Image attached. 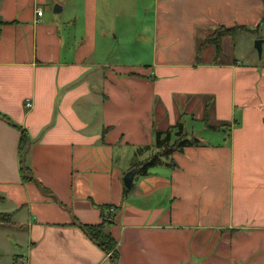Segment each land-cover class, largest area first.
Wrapping results in <instances>:
<instances>
[{"label": "crops", "instance_id": "0c3cea01", "mask_svg": "<svg viewBox=\"0 0 264 264\" xmlns=\"http://www.w3.org/2000/svg\"><path fill=\"white\" fill-rule=\"evenodd\" d=\"M219 25L264 31L263 2L0 0L11 264H264V35L258 59L223 60L229 36L218 56L211 44L198 51ZM206 105L209 123L228 126L139 175L154 132L203 121ZM100 205L117 262L81 228L101 221Z\"/></svg>", "mask_w": 264, "mask_h": 264}, {"label": "trees", "instance_id": "16d2710c", "mask_svg": "<svg viewBox=\"0 0 264 264\" xmlns=\"http://www.w3.org/2000/svg\"><path fill=\"white\" fill-rule=\"evenodd\" d=\"M237 29L246 30L249 32H255L257 28H250L243 25H232V26H224L219 25L216 26L212 32L208 33L203 40L198 45V51H201L206 45L211 44L215 48V54L218 56L222 50V38L229 36L234 37L237 33ZM207 109V105H206ZM204 111L203 121L206 126L210 129H217L220 126L227 125L226 123L222 124H211L208 120L207 110ZM4 119L8 120V118L1 114ZM9 121V120H8ZM28 141V135L25 130H21L20 133V149L23 152ZM203 145V142L195 136H188L186 131L184 130L183 123L181 121H177L174 125L170 126L168 129L156 130L154 132V152L148 157H146L143 161L138 163L137 173L139 175H147L149 170L157 165L170 163L169 158L171 157L174 151H180L184 147L187 146H198ZM26 172L28 171V167L25 166ZM25 172V171H24ZM101 209V221L96 224H81V228L84 232L94 240L106 253L109 254L110 259L117 262L118 259V250L116 248V242L110 233L105 231V225L111 223L113 221V215L110 212V206L108 205H100Z\"/></svg>", "mask_w": 264, "mask_h": 264}, {"label": "rangeland", "instance_id": "374dc122", "mask_svg": "<svg viewBox=\"0 0 264 264\" xmlns=\"http://www.w3.org/2000/svg\"><path fill=\"white\" fill-rule=\"evenodd\" d=\"M237 33L235 36L232 38L230 37L229 39H226L223 42V60H227L231 58L232 56H235L241 60L247 59L248 56H252L256 59H258V51L255 48V40L258 38L259 34L260 36L264 35L263 30H257L255 32H249L246 30H240L237 29ZM213 29L210 31L212 32ZM208 32V33H210ZM207 33V34H208ZM228 37V36H226ZM223 39V38H222ZM222 43V42H221ZM196 104V103H195ZM191 106V110L195 114H199L201 112L196 108V105ZM209 105V103H208ZM207 113L209 112L208 109ZM199 111V112H198ZM187 119V120H186ZM185 130L187 132V135L190 136H195V137H202L205 136L206 134H211L210 128H208L203 121H196L192 120L190 118L185 117ZM5 233V231H4ZM3 232H0V239H4V243H0V264H11V257L14 252H20V248H18L13 242L15 240L13 234L7 229L6 233L4 235ZM9 236H6V235ZM8 238V241H7Z\"/></svg>", "mask_w": 264, "mask_h": 264}, {"label": "water", "instance_id": "95a60500", "mask_svg": "<svg viewBox=\"0 0 264 264\" xmlns=\"http://www.w3.org/2000/svg\"><path fill=\"white\" fill-rule=\"evenodd\" d=\"M263 2V5H264V0H261ZM54 11H58L60 10V5L58 4H55L54 5V8H53ZM262 42H263V39L262 38H257L255 40V48L257 49L258 51V55L260 56L261 55V51H262ZM29 147V140L27 141V147L26 149L24 150L23 154H22V158H21V163H22V167H23V170L25 171V155H26V152H27V149ZM136 172V169L133 168L131 169L130 171H128L125 176H124V183L125 185L129 186L132 182V178H133V175L134 173Z\"/></svg>", "mask_w": 264, "mask_h": 264}, {"label": "built area", "instance_id": "2783aa9c", "mask_svg": "<svg viewBox=\"0 0 264 264\" xmlns=\"http://www.w3.org/2000/svg\"><path fill=\"white\" fill-rule=\"evenodd\" d=\"M36 14H37L38 16H41V14H42V9H41V8L36 9ZM25 106H26V107H30V106H31V101H30V99H26V101H25ZM111 210H112V208H111Z\"/></svg>", "mask_w": 264, "mask_h": 264}]
</instances>
